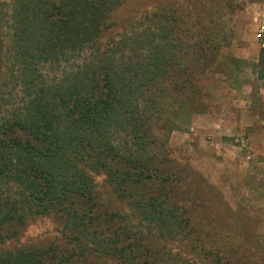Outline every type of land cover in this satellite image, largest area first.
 Instances as JSON below:
<instances>
[{"label": "rangeland", "instance_id": "1", "mask_svg": "<svg viewBox=\"0 0 264 264\" xmlns=\"http://www.w3.org/2000/svg\"><path fill=\"white\" fill-rule=\"evenodd\" d=\"M50 2L62 27L52 49L94 21L106 23L99 50L113 48V40L125 50L149 27L165 33L188 56L181 67L196 74L202 109L174 118L166 136L158 132L167 145L150 152L157 153V161L149 171L118 159L93 163L96 155L82 156L80 167L93 184L92 196L74 199L85 223L83 236L65 216L31 217L17 236L0 238V253L51 248L47 264H264V79L257 68L264 46V0ZM0 10L8 19L12 0H0ZM71 17L78 31L66 25ZM175 21L179 31L157 26L172 30ZM141 44L138 51L145 53ZM96 48L87 46L61 66L41 71L58 76L84 63ZM7 68L8 59L0 95L9 88ZM7 109L10 105L2 102L0 113ZM141 173L150 176L138 181ZM8 189L15 192L16 186ZM151 198L163 203L155 221L136 201ZM18 227L9 224L2 234ZM109 248L121 249L124 260Z\"/></svg>", "mask_w": 264, "mask_h": 264}, {"label": "trees", "instance_id": "2", "mask_svg": "<svg viewBox=\"0 0 264 264\" xmlns=\"http://www.w3.org/2000/svg\"><path fill=\"white\" fill-rule=\"evenodd\" d=\"M54 10L50 0H12L8 19L0 10V77L8 59L9 87L0 95V108L2 102L10 105L0 113L1 239L17 236L29 218L50 214L65 216L83 236L85 223L74 199L92 196L93 184L80 167L82 156L96 155L93 163L118 159L149 171L157 161V153L150 152L167 145L158 132L166 136L175 119L202 109L197 76L181 67L188 56L165 33H152L149 27L125 50L116 40L113 48L99 50L106 23L94 21L88 30L67 35L65 43L52 49L62 28ZM74 21L71 17L66 25L78 31ZM176 23L174 30L157 26L169 33L179 31ZM141 43L145 53L138 51ZM93 44L96 52L81 65L54 77L41 71L44 66H61ZM257 68L264 79V46ZM21 134L27 138L21 139ZM149 176L141 173L137 180ZM11 185L15 192L8 189ZM136 201L149 221H155L163 203L154 198ZM12 223L19 227L2 234ZM50 249L3 252L0 264H47ZM122 252L109 248L110 254L124 260Z\"/></svg>", "mask_w": 264, "mask_h": 264}]
</instances>
